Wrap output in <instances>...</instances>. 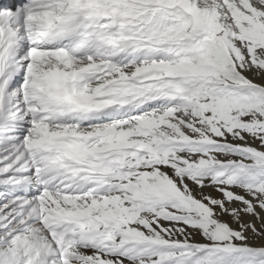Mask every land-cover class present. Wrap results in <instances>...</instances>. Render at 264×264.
Returning a JSON list of instances; mask_svg holds the SVG:
<instances>
[{"label": "snow or ice", "instance_id": "1", "mask_svg": "<svg viewBox=\"0 0 264 264\" xmlns=\"http://www.w3.org/2000/svg\"><path fill=\"white\" fill-rule=\"evenodd\" d=\"M0 264H264V0H0Z\"/></svg>", "mask_w": 264, "mask_h": 264}]
</instances>
